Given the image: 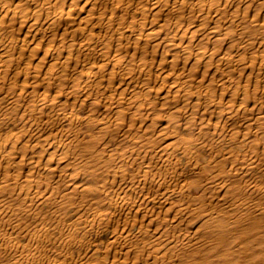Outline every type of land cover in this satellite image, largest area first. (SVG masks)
<instances>
[{
	"label": "bare ground",
	"instance_id": "6f19581e",
	"mask_svg": "<svg viewBox=\"0 0 264 264\" xmlns=\"http://www.w3.org/2000/svg\"><path fill=\"white\" fill-rule=\"evenodd\" d=\"M0 264H264V0H0Z\"/></svg>",
	"mask_w": 264,
	"mask_h": 264
}]
</instances>
